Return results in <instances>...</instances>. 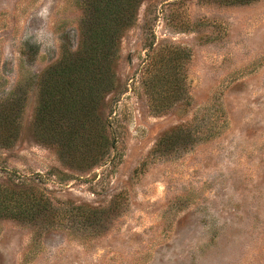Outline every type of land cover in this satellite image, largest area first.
Returning <instances> with one entry per match:
<instances>
[{"label":"rangeland","instance_id":"rangeland-1","mask_svg":"<svg viewBox=\"0 0 264 264\" xmlns=\"http://www.w3.org/2000/svg\"><path fill=\"white\" fill-rule=\"evenodd\" d=\"M83 1L0 0V264H264V0H138L70 162L33 116Z\"/></svg>","mask_w":264,"mask_h":264},{"label":"trees","instance_id":"trees-1","mask_svg":"<svg viewBox=\"0 0 264 264\" xmlns=\"http://www.w3.org/2000/svg\"><path fill=\"white\" fill-rule=\"evenodd\" d=\"M137 1L84 0L77 49L63 51L39 77L33 123L41 138L67 140L66 151L60 145V152L70 162L89 157L105 143L104 124L95 112L102 111L104 94L114 82L118 40L134 21ZM176 132H165L160 141H175Z\"/></svg>","mask_w":264,"mask_h":264}]
</instances>
